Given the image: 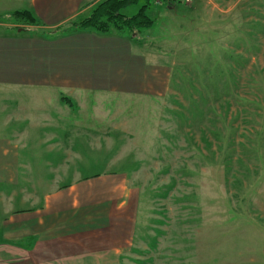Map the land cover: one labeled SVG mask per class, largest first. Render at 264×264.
I'll return each mask as SVG.
<instances>
[{
    "label": "rangeland",
    "instance_id": "1",
    "mask_svg": "<svg viewBox=\"0 0 264 264\" xmlns=\"http://www.w3.org/2000/svg\"><path fill=\"white\" fill-rule=\"evenodd\" d=\"M146 12L171 70L158 98L105 97L112 116L123 108L110 169L140 195L116 264H264V0H150Z\"/></svg>",
    "mask_w": 264,
    "mask_h": 264
},
{
    "label": "crops",
    "instance_id": "2",
    "mask_svg": "<svg viewBox=\"0 0 264 264\" xmlns=\"http://www.w3.org/2000/svg\"><path fill=\"white\" fill-rule=\"evenodd\" d=\"M98 1L0 0L39 21L0 24V264H116L136 234L140 195L110 169L123 108L105 97L158 98L171 68L143 31L46 32Z\"/></svg>",
    "mask_w": 264,
    "mask_h": 264
},
{
    "label": "trees",
    "instance_id": "3",
    "mask_svg": "<svg viewBox=\"0 0 264 264\" xmlns=\"http://www.w3.org/2000/svg\"><path fill=\"white\" fill-rule=\"evenodd\" d=\"M138 0H99L87 15H81L76 20L55 30L46 31L69 33L77 30L94 29L98 33L105 34L111 30L124 33L134 39H139L142 30L150 28L154 24L146 9L150 0H145L136 13L127 15L122 9L136 4ZM15 24V28L23 25H37L39 21L25 9H15L3 13L0 17Z\"/></svg>",
    "mask_w": 264,
    "mask_h": 264
},
{
    "label": "built area",
    "instance_id": "4",
    "mask_svg": "<svg viewBox=\"0 0 264 264\" xmlns=\"http://www.w3.org/2000/svg\"><path fill=\"white\" fill-rule=\"evenodd\" d=\"M185 3H188V2H190L191 0H183Z\"/></svg>",
    "mask_w": 264,
    "mask_h": 264
}]
</instances>
